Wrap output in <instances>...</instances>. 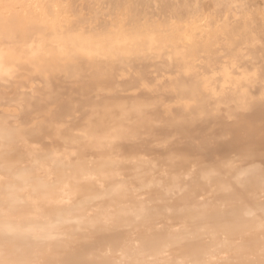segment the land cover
<instances>
[{
    "label": "bare ground",
    "instance_id": "6f19581e",
    "mask_svg": "<svg viewBox=\"0 0 264 264\" xmlns=\"http://www.w3.org/2000/svg\"><path fill=\"white\" fill-rule=\"evenodd\" d=\"M0 264H264V0H0Z\"/></svg>",
    "mask_w": 264,
    "mask_h": 264
}]
</instances>
